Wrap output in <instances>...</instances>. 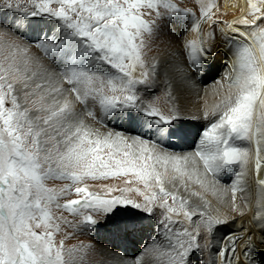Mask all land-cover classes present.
Returning a JSON list of instances; mask_svg holds the SVG:
<instances>
[{
    "label": "snow or ice",
    "instance_id": "6c2138e0",
    "mask_svg": "<svg viewBox=\"0 0 264 264\" xmlns=\"http://www.w3.org/2000/svg\"><path fill=\"white\" fill-rule=\"evenodd\" d=\"M197 6L199 16L170 0H0V12L17 14L11 22L0 20V35L14 31L23 36L20 13L29 23L37 17L52 22L49 33L30 43L49 54L54 65L45 68L27 46L11 43L0 49V264H77L75 247L65 246L68 237L57 240L61 221L54 209L82 215L81 224L93 229L129 209L149 217L162 210L159 224L167 246L146 247L133 264H261L246 228L241 229L246 235L232 233L224 247H216L224 241H216L215 233L229 223V215L207 210V202L204 207L190 204V196L198 193L185 197L179 189L188 191L194 177L208 189L209 173L215 182L229 166H239L232 211L239 210L237 191H244L253 176L258 186L253 220L264 235V0H247L245 14L231 22L214 19L218 5L211 0H197ZM163 18L191 19L190 30L196 33L185 42L187 68H175L185 80L192 79L188 69L204 71L211 51L205 44L217 39L215 32L205 38L202 23L219 26L225 42L239 41L228 74L235 92L203 131L192 158L161 147L163 139L177 135L178 113L166 115L138 103L137 86L153 82L142 60L145 36L151 38ZM137 114L148 119L137 120L140 131L131 136L102 132L89 122L107 127L111 120H132ZM195 157L203 162V176ZM53 179L70 183L57 191L46 184ZM109 179L124 180L125 186L104 185L105 196L87 187L89 180ZM73 188L80 199L61 204ZM115 192L120 194L111 195ZM125 226L133 230L130 222ZM206 253L215 258L206 259Z\"/></svg>",
    "mask_w": 264,
    "mask_h": 264
},
{
    "label": "rangeland",
    "instance_id": "374dc122",
    "mask_svg": "<svg viewBox=\"0 0 264 264\" xmlns=\"http://www.w3.org/2000/svg\"><path fill=\"white\" fill-rule=\"evenodd\" d=\"M171 1H173L172 3L176 2V0H170V2ZM178 2L180 6L192 9L197 13V16H199V9L196 7H190L195 4L194 0H180ZM211 2L216 3L219 10L222 11V0H211ZM21 3H24V1L21 0ZM28 7L30 8L31 6L28 5ZM161 11H163V9H161ZM15 15L17 14L4 9L2 12H0V20L11 22L14 19ZM18 15H20L21 18L25 21V23L22 24L20 28L23 36L14 31H8L0 35V49H2L4 45L11 43L20 44L21 46H27L30 48V54L32 57L37 58L40 64H42L45 68L52 69L54 65L49 54H45L34 44L30 43V41L35 40L37 36L42 37L44 34L49 33L52 22L49 21L47 17H37L31 19L29 23L28 18L24 17L23 13H20ZM145 19H148V17H145ZM214 19L218 21H225L224 16H220L218 13H216ZM183 20L185 19H160L151 38H148L147 35L145 36V45L142 48V60L145 64L144 70L148 71L151 74V79L153 82L149 86H137V88L139 89L138 103L142 102L144 107L152 106L161 111L163 109L161 108L160 104H162V102L165 100H170L171 98V77H168L167 75H164V73L160 72L161 67L157 65V60H155V58L160 52L163 53L166 50L174 51L175 53L182 51L186 55V48L183 46H179L180 44L182 45V40L184 41V38H187V35H189L190 33V30H187V26L184 25L182 27L179 25L184 22ZM188 20H190L191 22V19ZM217 27L210 28L208 24H202L201 28L203 32L207 30V34L215 32L217 37L216 40H218V36L220 34L217 33ZM207 34L205 36L206 39ZM187 40H185L184 42H186ZM158 42L165 44L164 46H162L163 49L159 50L157 48H153V51L151 49V46ZM205 47H210L211 51L209 55L204 59V71L193 73L191 69H188L187 75L191 76L192 79H182V84L185 83L186 85L191 87L192 92L193 89L194 93L196 91L198 92V95L194 96L192 99L193 103L196 104L198 102L206 100L204 104L209 106V104H207L206 95L211 93L210 89L212 88L217 89L216 95L221 94V97L224 98H227L230 91L234 94L235 89H229L230 79L228 78V74L232 73L235 55L231 56V54L230 56L233 58V60L231 61L229 59L230 61L227 63V59L225 58V55H223V52L219 50L220 46H218V44H216L215 42L211 43L210 45L205 44ZM145 49H147L148 53H145ZM136 74L139 75V70ZM172 77L175 78V76ZM178 78L181 79L179 76ZM219 112L214 111L208 114L207 119H198L196 117H191L190 115L185 114L184 110H181V115L183 117H180L181 115L178 114L180 121H178L174 125V127L182 132L185 138L177 141V144H174L172 141L175 139V136L168 137L167 140L170 143L167 142V145L169 146H166L164 145V143H162L161 147L164 150L166 149L165 151L168 153H177L178 145L183 143L187 144L188 140L190 142H194L195 140H197L199 136L202 135L203 131L210 127L211 123L217 119ZM142 119H148V117H142L137 114L136 118L132 120H111L107 124V127H105L103 123H97L96 121L89 122L92 127L99 129L102 132L109 130H119L121 132H125L126 135L131 136L140 131L137 120ZM182 129H185L187 131L186 134ZM232 143L240 146H245V144H247L246 141L239 140H234L232 141ZM239 171V166H229L225 171L221 172L222 175L219 173L220 178L216 182L219 183L222 187H227L230 183L229 180L237 175ZM170 177L171 173L168 174L167 178ZM185 180H187V177H185ZM68 183L70 182L58 179L48 180L46 182L49 188L56 189L57 191L64 188ZM193 184L194 185L191 189V192L196 193L200 190L205 193L204 189L201 188L199 184ZM104 185H119L120 187H124L125 183L124 180L121 179H109L107 181L89 180L87 182L89 191L96 192L102 196L106 195L103 190ZM139 187L143 189V185L140 184ZM119 194V192H115L111 195ZM201 194L202 193H200V195ZM128 195L133 196V198L137 199L138 202H142V197H139L134 193H130ZM69 199H80V197H77L75 195L74 188L71 195L62 197L59 202L61 204H64ZM169 203H171V199H169ZM123 211L124 210H122V212ZM161 211L162 210L157 209L155 211V214L149 217L147 214L135 212L129 209L126 211L125 215L117 217L114 221H107L103 225H97V227L93 229L81 224V220L83 219L82 215L71 214L67 211L54 209V216L58 221H61V230L57 235V240L64 239L65 236L68 237L67 239H65V246L67 249H73L75 247V259L77 261V264H133V261L140 257L141 253L144 252L146 247L154 244H163L165 247L167 246L164 229L161 228L159 224V220L163 218L160 214ZM84 212H90V210L81 209V213ZM94 218L97 217L94 216ZM63 220H67L71 223H63ZM122 221L124 223H121ZM128 222L132 224L133 230L131 232H128L125 226ZM212 259H214V257Z\"/></svg>",
    "mask_w": 264,
    "mask_h": 264
},
{
    "label": "bare ground",
    "instance_id": "6f19581e",
    "mask_svg": "<svg viewBox=\"0 0 264 264\" xmlns=\"http://www.w3.org/2000/svg\"><path fill=\"white\" fill-rule=\"evenodd\" d=\"M23 1L25 2V0ZM178 1L180 0H176L175 3L178 4L179 3ZM194 1H195V4L190 7L198 8L197 0H194ZM28 5L31 6L30 3ZM246 10H247V0H222V11H220L218 8L216 10V13H218L220 16H224L225 21L231 22L233 20L241 18L245 14ZM183 21L184 22H182L179 25L182 27L185 25L187 26V30H190V24H191L190 20L185 19ZM202 24H201V27H202ZM216 29H217V33L220 34L221 28L218 26ZM191 32L192 31L190 30V33ZM190 33L189 35H187L188 36L187 38H184V41L187 39H188L187 41H190L193 38H195L196 33L194 32L191 34ZM204 33L207 34V30L204 31ZM229 34L234 35L231 33ZM218 37L219 38L218 40L215 41V43L218 44V46H220L219 50L223 52V55H225V58L227 59L226 62L228 63L230 60L231 61L233 60L231 56H234L236 45L237 43H239V41L225 42L224 40L220 38V35ZM184 41L182 40V45L181 44L179 45L180 47L182 46L185 47ZM164 45L165 44L158 42L156 44H153L151 46L152 47L151 49L153 50V48H157L159 50L160 49L162 50L163 49L162 46ZM145 50H146L145 53H148L147 49ZM155 60H157V65L161 67L160 72L164 73V75H167L168 77H171L170 79L172 81L171 94H170L171 98L170 100H165L162 102V104H160L161 108L163 109L161 110V112L165 113L166 115L167 113H170V112H177L179 115H181V110H184V113L190 115L191 117H196L198 119H204L205 113L210 114L214 111L219 112L222 109L223 101L226 98L221 97V94L216 95L217 93L216 88L210 89L211 93L206 95L207 104H209V106L204 104L206 100H203L202 102H198L196 104L192 102L193 97L197 96L198 92L196 91L194 93V89L192 92L191 87H189L185 83L182 84L183 78L179 79L178 75L175 72V68L178 65H181L182 63L186 67V55L182 51L175 53L174 51L166 50L163 53L160 52L156 56ZM172 76H175V78H173ZM180 117H183V116L181 115ZM182 130L186 134L187 131L185 129H182ZM174 136H175V139L172 141L174 144H177L176 143L177 141H180L181 139L185 138L184 134L180 131H178L177 135H174ZM201 136H199V138L195 140L194 142L193 141L190 142L188 140L187 144L183 143V144L178 145L177 146L178 152L177 153L172 152L171 154H176V155H181V156L186 155V156H189L190 158L194 157L195 152L200 147ZM170 137H173V136H170ZM167 138L163 139L162 143H164V145L166 146H169L167 145V142L168 143L170 142L167 140ZM245 146H248V145L245 144ZM195 159L199 161V157H195ZM199 169H200L201 176H203L204 169H203L202 161H199ZM220 174L222 175V173ZM261 175H264V171H262ZM207 180L210 183L209 188L208 189L203 188L205 193H203L202 191L198 189L199 191L196 192L198 193V195H196L195 197L190 196V204H192L193 202V204H196L197 206L204 207L205 202H207V204L210 205V208L207 210L213 211L218 208L220 209V214L229 215L230 217L229 223L215 233L216 241H221V240L224 241V243L222 244H217L216 247H224L227 244L228 236L231 235L232 233H239L240 235H246L247 233L241 232L242 228H246L251 232L254 243L256 245L255 251L258 253V258L260 259L261 264H264V235L261 234V229L256 226V222L253 220V217L255 213L257 212L256 199H257V187H258L254 182V177L249 175V177L247 178V183H244L243 185L245 190L237 191L235 206H238L239 210L236 212L232 211V208L234 207V205L231 199L232 185L234 183H237L236 175L232 179L229 180L230 183L227 187H224V186L222 187L216 181L214 182V178L212 177L211 173L207 175ZM194 181H195V177L193 178L192 182L188 183L187 185L188 191H185V189L181 187L179 189L180 194H183L184 196L189 197V193L191 192V189L194 185L193 183H195ZM177 184L179 186V182H177ZM166 187H168L169 190H175V189H172L170 184L166 185ZM200 193L202 194L200 195ZM201 197H203V200H201ZM241 212H243L244 214L241 215L240 214ZM215 250L216 248L214 247L212 251L215 252ZM239 252H243V245L240 246ZM205 255H206V259L212 260L213 258L212 255H209L207 253Z\"/></svg>",
    "mask_w": 264,
    "mask_h": 264
}]
</instances>
